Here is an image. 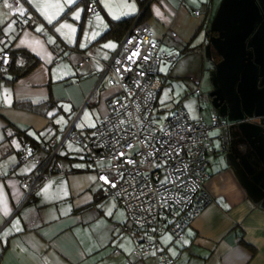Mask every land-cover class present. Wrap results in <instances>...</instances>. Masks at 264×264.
<instances>
[{"label":"crops","instance_id":"obj_1","mask_svg":"<svg viewBox=\"0 0 264 264\" xmlns=\"http://www.w3.org/2000/svg\"><path fill=\"white\" fill-rule=\"evenodd\" d=\"M131 4L98 0L99 11L89 16L84 0L71 5L67 0H21L11 8L0 0V52L9 47L39 59L14 80L8 72L0 75V264H156L152 256L133 253L134 238L121 229L125 211L104 196L93 168L77 158L65 157L66 165L59 160L67 138L57 152L65 172L45 180L27 198L20 183L33 168L18 162L24 143L39 156L44 151V157L46 150L37 144L52 137L61 140L64 131L55 115L70 122L68 115L92 98L95 105L106 104L118 93L117 85L96 83L121 38L109 39L114 48L105 47L108 39L95 40L111 20L141 12L137 5L134 13L125 14ZM45 6L48 15L58 11L52 23ZM146 6L159 50L179 53L158 64L162 86L157 99L168 77H185L211 97L204 98V114L215 112L223 123L213 128L216 150L207 156L205 185L211 202L182 239L159 238L160 243L170 244L178 264H264V0H149ZM31 15L39 22L20 27L19 17ZM65 20L76 29L73 41L55 29L57 21ZM70 51L78 60L83 51L90 52L91 64L78 62L77 72L71 61L53 67ZM24 61L25 55L16 57L17 65ZM97 111L95 125L106 106ZM93 128L77 132L88 139Z\"/></svg>","mask_w":264,"mask_h":264},{"label":"built area","instance_id":"obj_2","mask_svg":"<svg viewBox=\"0 0 264 264\" xmlns=\"http://www.w3.org/2000/svg\"><path fill=\"white\" fill-rule=\"evenodd\" d=\"M8 1L14 7L21 5V0ZM99 9L96 0H89L86 14L91 16ZM140 15L103 63L96 86L117 85L119 90L107 99L106 114L97 121L90 137L79 135L71 121L61 140L52 137L41 145L47 152L44 157L24 143L18 151V162H33L34 167L21 176L20 183L27 198L45 180L65 172L57 160L58 149L66 138L76 141L94 167L104 196L124 209L126 221L121 229L133 236V253L138 258L152 256L156 264H178L159 238L168 233L174 240L182 239L186 228L211 202L205 185L207 156L216 150L210 130L223 123L216 113L209 124L191 119L180 105L161 123L156 121L157 94L162 86L158 64L174 60L179 53L160 51L150 25L140 20ZM37 22L36 15L20 16L18 20L20 27ZM91 60L90 52H84L79 65H90ZM9 65L8 53L0 52V75L7 74ZM193 93L205 98L198 88ZM222 149L220 145L218 150Z\"/></svg>","mask_w":264,"mask_h":264},{"label":"rangeland","instance_id":"obj_3","mask_svg":"<svg viewBox=\"0 0 264 264\" xmlns=\"http://www.w3.org/2000/svg\"><path fill=\"white\" fill-rule=\"evenodd\" d=\"M131 2H132V4H135V6H137V3H135L134 0H131ZM57 13H58V11H56V9H55L54 11L51 10L49 12V15H53L56 18ZM61 24H69L70 25V22L67 20L57 21V23L55 25L56 26L55 29L59 28ZM60 33H62L64 35L66 40H69V41L75 40L76 33L71 32V30L69 28H62ZM51 36H52V40H53L54 36L52 34H51ZM105 43H113V40L108 39L105 41ZM72 52L73 51L67 52L66 56H64V57L60 56L58 58V64H53V67L56 68L57 66L65 65V62L69 61L68 63H70V61H71L72 63H74L73 66L75 68V72H77V68H76L77 66L76 65H78L79 60L77 57L76 58L70 57V54ZM83 52H85V51H83ZM76 55H77V53H76ZM79 58H80V55H79ZM190 84L191 83H189V80L185 79V77H183V78L181 77L179 79H175V78H171V77L167 78L166 83L163 85L162 90H161V92L158 96V99H157L156 109L158 110V119H156V121L158 123H161V121L164 119V117L167 116V114L170 112V110L173 109L174 107H176L177 105L182 106L187 111V113L191 119L199 120L200 118H203L204 120L203 119H200V120H203L204 122H208L209 121L208 118H210V122H211V117H212L213 113H215V112L211 113V116H210V113L208 114V116L206 114H204V113H206V112H204V109H206L208 107V106L204 107V105L206 103L205 102L206 99H199L197 95L193 94V91L197 87L195 88L196 85L192 86ZM201 93L205 97H209L203 91H201ZM210 98L211 97H209V99ZM182 101H183V103H182ZM97 105L94 104V98H92L89 101L88 106H81L78 109L73 110L71 112V114L68 115L71 117V121L74 120V122H75V125H74L75 130L79 131L82 135H83V133H82L83 129L93 128V126L95 125V120H96V116H97V112H98L97 110H102L103 108L105 109V106H106V104L104 102H101ZM215 106H217V105H215ZM53 118L57 119L62 130H66V127H67L69 121H67L65 116L58 113ZM214 128H217V127H214ZM211 130H210V135L215 136L216 133L214 132L213 128ZM85 153H86L85 150L76 141H71L70 139H66L63 148H61V150L59 151L58 158L64 164L65 163L68 164V161H69L65 157L77 158V159L82 160V163L85 166L90 165L91 168L94 169V167L91 165V162L85 159ZM42 155H44V151L40 152V156H42ZM82 163H80V164H82ZM30 164L32 165V167H34L33 162H31ZM21 165H23V164L21 163ZM160 238H161V240L164 239V242H166L167 240H171V236L168 233H166L165 236H160ZM168 248L171 249L170 244H169ZM169 252H170V250H169Z\"/></svg>","mask_w":264,"mask_h":264},{"label":"trees","instance_id":"obj_4","mask_svg":"<svg viewBox=\"0 0 264 264\" xmlns=\"http://www.w3.org/2000/svg\"><path fill=\"white\" fill-rule=\"evenodd\" d=\"M84 1H85V12H86V7H87L89 0H84ZM96 1L98 2V0ZM135 1L139 7V10H141L140 20H146L147 15H148L147 14L148 6H146V4L149 0H135ZM137 14L128 16L122 19H118V20H111L109 22L108 28L95 40V42L104 41L106 39H114L116 41H119V39L123 36V34L129 28V26L132 24ZM2 51H6L10 57V65L8 68V74L12 75V78H11L12 80L20 76H23L24 74L29 72V70H31L34 66H36L39 63V59L37 57L30 55L29 53H26L25 51H22V50L9 49V47L8 48L6 47ZM21 54L25 55V61L21 65H17L16 57ZM20 105L27 107L29 109H32V110H36L37 108V106H33L31 104H26V103H21ZM87 132L89 133L90 131H87ZM32 144L34 145V143ZM37 146H41V143L37 144Z\"/></svg>","mask_w":264,"mask_h":264},{"label":"snow or ice","instance_id":"obj_5","mask_svg":"<svg viewBox=\"0 0 264 264\" xmlns=\"http://www.w3.org/2000/svg\"><path fill=\"white\" fill-rule=\"evenodd\" d=\"M67 3L69 4V5H71V4H73L74 3V0H67ZM3 6L4 7H7V8H11L12 6L8 3V0H3ZM55 7H60L61 8V10H63L62 9V6H60V5H55ZM128 8H129V12L128 13H125V14H131V13H134L135 11H136V6H135V4H131V5H128L127 6ZM46 8H47V6H45V15L47 16V20H48V23H52V21H53V19L55 18L53 15H48L47 14V11H46ZM20 14L22 15L23 14V10L21 9L20 10ZM58 14V13H57ZM80 18V12L79 11H77L76 13H75V19H79ZM98 20L100 19V17H99V15H97V17H96ZM114 18H118V17H114ZM9 27H11V25H9ZM62 28H69L70 30H71V32H75L76 31V29L75 28H73L71 25H69V24H61L60 25V27L59 28H57L56 29V31L57 32H60L61 31V29ZM41 29H37V31H40ZM99 33H96V35H98ZM84 45H81V47H83ZM105 47H109V48H114L115 47V44H107V45H105ZM133 55H137V53H133ZM129 59H131V57H129ZM145 59H147V57H145ZM164 69H162V71H163ZM101 179H103V180H105L106 182H109V181H107V179H106V177H101ZM110 183V182H109ZM112 186H115L114 184L112 185Z\"/></svg>","mask_w":264,"mask_h":264},{"label":"water","instance_id":"obj_6","mask_svg":"<svg viewBox=\"0 0 264 264\" xmlns=\"http://www.w3.org/2000/svg\"><path fill=\"white\" fill-rule=\"evenodd\" d=\"M147 4H148V2H147ZM147 4H146V5H147Z\"/></svg>","mask_w":264,"mask_h":264}]
</instances>
